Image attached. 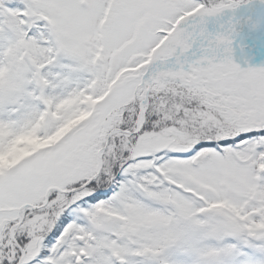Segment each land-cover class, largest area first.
I'll list each match as a JSON object with an SVG mask.
<instances>
[{
    "label": "rangeland",
    "instance_id": "374dc122",
    "mask_svg": "<svg viewBox=\"0 0 264 264\" xmlns=\"http://www.w3.org/2000/svg\"><path fill=\"white\" fill-rule=\"evenodd\" d=\"M251 1L255 0H202L207 6L218 8L213 9L216 16L202 9L192 19H180L171 33H160V28L165 21L178 16V8L188 6L184 0H33L29 10L49 20V33L60 57L53 65L62 68L60 64L65 62L73 76L83 77L89 73V60L97 59L99 76L103 73L111 79L120 72L123 77L115 84L108 105L117 110L124 106L129 95H135L136 104H132L126 118L137 122V105L145 97L143 88L148 82L149 64L188 56L198 41L192 32L215 19L218 22L235 14L240 4ZM109 10L110 18L107 21L106 17L104 23ZM260 16L264 19V13ZM20 45L16 52L10 53L8 68L0 82L1 113L15 106L19 110L26 104L31 106L33 98L27 93L29 76L32 72L38 76L43 69L42 48L36 44ZM240 53L246 56L240 57ZM223 55L206 56L184 68L167 69L155 75L151 88L156 97L152 116L158 133L147 137L146 149L185 152L194 146L264 130V58H258L253 51L237 49L226 50ZM35 84L41 86L40 81ZM81 108L73 106L66 113L74 117ZM104 109L105 106L100 113ZM161 130L169 133L167 138ZM153 139L157 141L156 147ZM129 148L125 140L118 138L115 152L111 149L106 152L104 166L123 160L125 154L132 155ZM60 156L53 151L41 158L33 164L34 170L38 168L33 173L53 172L59 167ZM150 184L163 187V195L172 191L174 204L181 211L179 223L170 228L155 212L126 208L119 201V208L100 212L93 226L89 225V234H93L90 240L71 226L54 249L58 254L54 264H118L123 260L128 264L264 261V157H258L256 150L243 146L227 158L213 152L201 155L191 164L167 161ZM45 186L43 179L33 183L36 200L44 196L49 187ZM80 192L73 195V201L91 193ZM17 196H12L11 201ZM66 202L64 196L53 201L47 212L18 228L19 236L37 249L40 238L48 234L59 208ZM230 233L243 249L222 246L232 237ZM3 236L5 240L7 233ZM4 251L6 248H0V254ZM9 251L13 253L10 247ZM22 264H30L27 257Z\"/></svg>",
    "mask_w": 264,
    "mask_h": 264
},
{
    "label": "trees",
    "instance_id": "16d2710c",
    "mask_svg": "<svg viewBox=\"0 0 264 264\" xmlns=\"http://www.w3.org/2000/svg\"><path fill=\"white\" fill-rule=\"evenodd\" d=\"M184 1L188 6L177 9L181 16L195 12L203 4L202 0ZM30 7V4L20 0H0V78L6 73L10 53L16 52L20 44H36L47 53V60L44 57L41 59L43 69L38 76H34V72L29 76L27 93L33 98L31 106L26 104L23 110L16 106L4 114L0 112V248H6L0 254V264H16L20 257L18 249L8 238L9 229L17 223L18 209L27 204H42L43 198L36 200L33 195V183L43 179L44 185L60 190L81 187L94 174L96 152L103 146L107 134L113 130L132 133L136 124L126 118L127 111L133 106V94L127 97L123 107L111 110L108 103L115 93L114 81L96 77L91 71L83 77L80 74L73 76L65 62L60 64L62 68L53 65L60 57L56 55L49 28L41 22V13H30ZM174 21L167 25V31H171ZM90 68L92 65L90 67L88 64V70ZM35 81H40L41 86H37ZM155 98L151 94L142 132L135 137L122 134L113 138L107 149L114 153L116 140L122 138L132 150V155L125 154L123 160L105 165L98 180L84 190L91 192L88 196L76 201H73L75 194L64 196L67 202L59 208L53 227L46 236L40 238L37 249L31 247L25 237L19 236L20 230L14 231L17 245L25 251L30 264H54L57 257L54 249L71 226L74 225L83 236H87L89 225L95 223L99 212H111L119 201L126 208L129 206L155 212L165 226L173 228L181 220V211L172 199L163 195V187L150 184V180L159 173L160 166L167 160L190 162L208 152L220 153L227 158L243 146L256 150L257 156H264V130L253 131L228 141L198 145L187 154L146 149L144 142L147 137L158 133L153 127L155 119L152 116ZM78 105L83 107L76 110L78 115L68 118V108ZM104 106V111L100 113ZM160 133L166 138L169 135L165 130ZM76 137L79 140L74 143ZM152 141L156 147L157 141ZM53 151L62 155L58 160L59 167L47 174H34L38 168L34 170L33 164L50 156ZM14 193L19 197L11 201ZM62 197L51 194L49 204L38 211L27 213L19 229L30 219L43 215L53 201L61 200ZM5 233L7 237L4 240ZM230 234L232 237L223 242L222 246L226 249H243L235 235ZM259 264H264V261Z\"/></svg>",
    "mask_w": 264,
    "mask_h": 264
},
{
    "label": "water",
    "instance_id": "95a60500",
    "mask_svg": "<svg viewBox=\"0 0 264 264\" xmlns=\"http://www.w3.org/2000/svg\"><path fill=\"white\" fill-rule=\"evenodd\" d=\"M27 2H30V0H27ZM228 39H229V38H228ZM200 51H201V49L197 50V51H196V52H195L190 58H188L186 61L171 60V61H167V62H163V63H156V64H153V65H155V66H158V65H164L165 67L168 66V65H174V64H183V65H186V64H189V63H191V62L197 60V59H198V54L200 53ZM209 51H210V50H209ZM150 80H151V78H150ZM150 85H151V82H149V84H148V89H147V93H146L145 99L142 101V104L140 105V108H139V113H140V117H141V124H140L139 129H138L137 132H139V131L141 130V128H142V126H143V124H144V121H145V113H144V111H143V109H142V106L145 105V104L147 103V101H148ZM137 132H136V133H137ZM114 133H115V132L111 133V134L107 137L105 147L102 148V149L98 152V154H97V168H96L95 175L89 180V182L86 184V186H88L89 184H91V183H92L94 180H96L97 177L99 176V174H100V172H101V170H102V167H103V161H102L103 153H104L105 150H106V147H107V145H108V142H109L110 137H111ZM51 191L60 192V191L57 190V189L49 188V189L46 191V193H45V203H44V205L47 204L48 196H49V194H50ZM60 193H62V192H60ZM37 209H38V208H35V207H33V206H28V205H27V206H23V207L21 208L20 213H19V216H20V217H19V218H20V222H19L15 227H13V228L11 229L10 234H9V238H10L13 242H15V240H14V237H13V235H12V230L15 229V228H17V227H19V225H20V223L22 222V220L24 219V217H25V213H26L27 211H34V210H37ZM23 258H24V252H21V257H20V259H19L18 264L22 262Z\"/></svg>",
    "mask_w": 264,
    "mask_h": 264
},
{
    "label": "bare ground",
    "instance_id": "6f19581e",
    "mask_svg": "<svg viewBox=\"0 0 264 264\" xmlns=\"http://www.w3.org/2000/svg\"><path fill=\"white\" fill-rule=\"evenodd\" d=\"M214 15L216 16V13H214Z\"/></svg>",
    "mask_w": 264,
    "mask_h": 264
}]
</instances>
